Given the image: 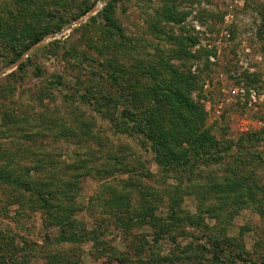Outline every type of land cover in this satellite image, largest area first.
<instances>
[{
	"label": "rangeland",
	"instance_id": "obj_1",
	"mask_svg": "<svg viewBox=\"0 0 264 264\" xmlns=\"http://www.w3.org/2000/svg\"><path fill=\"white\" fill-rule=\"evenodd\" d=\"M109 1L95 0L89 12L46 34L19 61L6 65V42L24 30L26 16L31 20L24 7H44L69 19L80 7L70 0L59 7L57 0H0V166L30 167L44 178L56 175L52 182L57 186L69 182L67 164L77 165L79 173L84 162L74 157L87 159L90 169H81L75 178L79 201L74 218L88 229L101 222L102 247L132 255L129 243L138 245L143 238L149 242L153 230L146 222L135 216L122 226L115 216L138 214L151 203H155L152 211L159 213L166 209L170 191L176 193L184 216L203 211L208 215L204 220L214 227L210 232L264 251V217L252 208H223V188L217 193L219 183H227L236 173L252 174L254 181L264 183V142L248 148L255 160L233 162L240 157L241 137L264 129V0H114L111 17L129 48L117 43L121 39L116 34L102 33L107 21L101 13ZM92 16L97 17L94 23ZM182 37L192 42L188 66H183L186 59L176 56ZM28 56L29 63L19 70L18 64ZM171 62L196 76L191 97L204 112L201 130L224 146L231 142L220 159L192 157L189 142L183 141L177 146L181 156H175L180 165L161 164L152 141L136 132L133 121L119 128L123 106L113 115L106 104L118 94L110 75H124L129 89L135 90L138 110L148 108L159 94L151 91L142 66L155 67L160 78ZM114 191H127L131 208L105 202ZM14 193V187L0 180V253L20 261L26 253H35L32 264H47L48 252L71 245L47 244V234L56 235L57 228L45 223L37 206L16 202ZM235 193L227 194L231 199ZM201 227L186 224L185 229L203 242L209 230ZM164 247H168L165 241ZM77 255L73 263L62 264H123L98 257L91 240L80 244ZM139 259L134 256L132 264H149Z\"/></svg>",
	"mask_w": 264,
	"mask_h": 264
},
{
	"label": "trees",
	"instance_id": "obj_2",
	"mask_svg": "<svg viewBox=\"0 0 264 264\" xmlns=\"http://www.w3.org/2000/svg\"><path fill=\"white\" fill-rule=\"evenodd\" d=\"M64 1L57 0V6H61ZM70 2L72 5L77 4L80 7L79 11L72 15L70 19L68 17L59 18L55 13L47 12L44 7H41V9L36 8L35 10L29 6L24 7V12L31 16V20L26 16L23 19L27 23L24 26V30L17 37H9L6 42V50L9 51V55L5 56L6 65L19 61L23 53L33 44L39 42L46 34L55 32L65 22H70L82 14H86L95 5V0H70ZM113 4L114 0H110L101 13L106 19L108 27L102 30V33L107 31L111 34H116L121 39L117 43L129 48L128 43L124 40L121 27L111 17ZM58 10L60 9L58 8L56 13ZM90 21L96 22L97 17L92 16ZM88 25L89 23L87 22L86 26ZM8 35L11 34L8 33ZM89 40L92 42L91 38ZM179 41L182 44L179 43L176 56L186 59L183 66H188V59L193 56L188 50V46L192 42L184 37L180 38ZM119 45L118 47H120ZM29 57L18 64L19 70H24L29 63ZM158 63L163 64V61L159 60ZM142 67L146 70V76H149H147V80L151 91L154 94L156 92L159 94V98L155 99L151 106L144 110H138L139 107L135 103L138 102L136 99L137 95L135 94V90L129 89L127 84L128 78L124 75H110L111 79L113 78L112 83L117 88L118 94L112 97V99H106V104L110 106L112 114L119 106H123L118 123L119 128H126V124L129 121H133L134 125H136L135 127H137L136 132L143 134L144 137L152 141V146L156 149V158L161 164L180 165L179 159H176V157L181 156H178L179 151L177 146H181L183 141L189 142L194 151L192 157L195 155V157L220 159L224 156L231 142L228 141L226 146H224V144L211 137L207 130H201L204 124V112L202 107L191 97V91L197 84L196 76L184 68H179L172 62L165 67L163 76L160 78L157 75V70H155L156 72L153 70L155 67ZM142 85L145 84L143 83ZM84 98L87 101L88 95H85ZM98 99L102 101L105 98L99 97ZM108 102L111 103L109 104ZM7 118L9 119V117ZM144 122L148 126L143 125ZM29 135L26 134L25 136ZM262 142H264V129L241 137L238 141L239 152L237 154L240 157L233 158V162L255 160V154L250 152L248 148ZM75 154L78 155L79 153ZM244 157L246 159H243ZM74 158L80 164L84 162L81 165L82 167H79L80 170L82 169V172L90 169L86 164L87 159H79L77 156ZM185 160H190V158H185ZM76 170L77 165L72 163L67 164L65 166V173L67 174L65 175L70 178L69 182L66 183L67 180L63 183H57L59 188L56 189V184L52 182L56 179V175L44 178L37 175V173L34 174V171L32 172L30 167L7 169L0 166V180L14 187V194L21 192L18 195L13 194L14 200L19 203H28L35 209L37 206L43 212L45 223L50 227L55 226L57 228L56 235L47 234L46 243L59 242L71 245L68 248L60 247L59 250L48 252L46 254L47 264L73 263V259L78 256L80 244L89 240L93 241L97 247V254H99L97 256L107 258L110 263L118 261V263L129 264L130 262L132 264L135 256L137 259L140 258V263L148 261L149 264H206L207 262L209 264H240V262L243 264H264L263 249H256L255 246L251 250L243 242H233L235 239L233 237H225L223 234L219 235L217 232H210L214 227L204 220L205 216L208 215H203V211H198L196 215L184 216L181 212L180 201L177 199L176 193L171 194L170 191L166 194L169 199L166 209L160 210L161 212L159 213L154 210L152 211L151 206L155 207V203H151L149 207L145 205L144 211L142 210L138 214H131L129 212L127 217L115 216L122 226H128L135 216L141 223L146 222L153 230L149 242H145L143 238L139 240L140 243L138 245H132L134 241L133 243H129V245H132H130L132 255L113 247H102L101 245L104 243L103 239L98 237L100 236L98 235V229L101 222L97 223L95 228L88 229L81 220L74 218L79 201L77 198L78 193L75 191L78 185L75 183V178L82 174L80 170L79 173H75ZM45 175L50 174L45 173ZM232 179L227 183L222 184L221 182L218 185L217 193L220 191V188H223L221 191L224 192L222 195V207L234 206L235 211H239L241 208H252L259 216L264 217V183L256 179L254 181L252 174L237 176L236 173L232 176ZM62 186L63 189L60 188ZM233 191L236 193L230 199V195L227 193H232ZM156 192L157 190L154 189L151 193L154 194ZM100 196H102V192L97 195V198ZM130 199L127 191H114L104 201L110 200L115 205L117 204L118 207L131 208ZM145 209L148 211H145ZM199 210H202V207ZM186 224L188 226L194 225L196 227L202 226L201 228H207L209 230L207 239L202 242L199 239V235H196L194 231L190 232L185 229ZM174 226L178 227V229L182 228V230L172 232L171 228ZM185 239L189 240L184 243L183 240ZM164 241L168 244L166 249ZM208 246L210 247L208 248ZM1 250L2 246L0 245ZM33 254L35 253H26V259L20 261L14 258H9L8 260L4 254L0 253V263L32 264Z\"/></svg>",
	"mask_w": 264,
	"mask_h": 264
}]
</instances>
